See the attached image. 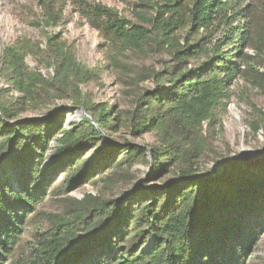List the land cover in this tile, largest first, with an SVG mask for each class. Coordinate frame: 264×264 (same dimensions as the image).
Returning a JSON list of instances; mask_svg holds the SVG:
<instances>
[{
  "label": "trees",
  "instance_id": "trees-1",
  "mask_svg": "<svg viewBox=\"0 0 264 264\" xmlns=\"http://www.w3.org/2000/svg\"><path fill=\"white\" fill-rule=\"evenodd\" d=\"M70 1L104 41L107 68L130 90L132 111L113 116L112 108L82 94L80 86L97 82L105 69L80 64L60 38L48 36L42 53L54 66L48 79L27 69L24 44L5 49L1 70L21 97L0 102V264H250L264 235V166L229 161L221 175H199L198 163L234 82L262 77L252 66L264 54V20L252 22L262 0H139L135 23L103 4ZM42 5L46 28L58 26L61 10L51 0ZM144 81L153 87H141ZM56 101H71L91 120L65 129L66 108L18 120L27 106ZM114 118L131 136H158L150 148L151 180L170 173L175 181L112 201L66 197L59 202L74 211L57 218L31 256L18 259L37 230L40 205L87 184L101 183L100 195H111L133 184L135 164L150 165L148 150L103 137ZM50 151L54 160L47 164Z\"/></svg>",
  "mask_w": 264,
  "mask_h": 264
},
{
  "label": "rangeland",
  "instance_id": "rangeland-1",
  "mask_svg": "<svg viewBox=\"0 0 264 264\" xmlns=\"http://www.w3.org/2000/svg\"><path fill=\"white\" fill-rule=\"evenodd\" d=\"M44 0H0V102L14 101L21 97V94L12 89L11 83L7 81L6 73H2L1 56L5 49L14 47L16 44H24L27 49L25 65L31 72H38L48 79L54 76V66L43 62L42 53L47 50V37L60 38L67 46L74 50L77 61L89 69L103 67L105 71L100 75L97 82H92L86 86H80L82 94L89 98L93 104H105L110 109L111 115L116 116L119 112L122 118L127 112L132 111V95L117 82L116 76L107 68L102 45L104 41L99 37L98 32L92 29L85 19H82L76 12L70 0H51L57 10H61V22L58 26L51 28L45 23ZM91 3H100L115 9L119 15L125 17L132 23L136 22L133 15L134 7L139 0H87ZM157 3L160 0H149ZM254 19L252 22L264 20V0L255 5ZM155 16V11H150ZM168 17V15H167ZM260 27L259 25H257ZM213 43L221 38V32H214ZM182 43V41H181ZM39 50H38V49ZM39 51V52H38ZM251 57H255L253 51L245 50ZM166 58V57H164ZM157 70L162 66L154 62ZM261 76L256 78H238L232 88L226 108L219 115V123L216 124L214 132L211 133V146L207 154L198 163V174L203 175L207 171L223 172L226 162L234 161L242 164L245 168L255 170L264 166V54L253 61L252 65ZM145 88H152L151 81H144L140 85ZM66 108L68 114L65 116L63 128L69 129L72 125L80 123L82 118L87 116L86 112L71 101H56L52 105H29L19 115L18 120H29L45 118L53 115L57 110ZM78 118L73 121L72 117ZM115 127L102 134L108 140L120 145L125 143L148 150L150 165L135 164L132 172L136 175V180L128 186L123 184L118 191L108 196H101V183L87 184L83 187L74 188L60 197H53L46 203L39 206V215L35 217L37 230L27 236L22 248L18 252V259L31 256V251L37 249L38 242L48 239V233L53 229V225L58 217L71 214L74 207L71 204H64L59 201L66 197H71L77 201H82L86 195H91L97 199L108 198L115 200L121 193L131 190L150 191L151 188L166 186L175 181L172 174L159 176L151 180L152 160L150 159L151 147L158 143V136L154 133H146L142 136H131L129 131L120 125L114 118ZM259 127L258 131H253L252 125ZM55 147V142H51ZM95 149L89 150L86 157L92 156ZM53 152L48 154L47 164L53 161ZM223 164V165H222ZM218 176V174L213 173ZM219 175V176H220ZM94 179L96 175L94 174ZM14 185V178L9 181ZM32 258H34L32 256ZM250 264H264V235L257 249L250 256ZM25 259V258H24Z\"/></svg>",
  "mask_w": 264,
  "mask_h": 264
},
{
  "label": "bare ground",
  "instance_id": "bare-ground-1",
  "mask_svg": "<svg viewBox=\"0 0 264 264\" xmlns=\"http://www.w3.org/2000/svg\"><path fill=\"white\" fill-rule=\"evenodd\" d=\"M78 117L77 116H73L72 120L75 121Z\"/></svg>",
  "mask_w": 264,
  "mask_h": 264
},
{
  "label": "water",
  "instance_id": "water-1",
  "mask_svg": "<svg viewBox=\"0 0 264 264\" xmlns=\"http://www.w3.org/2000/svg\"><path fill=\"white\" fill-rule=\"evenodd\" d=\"M86 118H88L87 116H85ZM89 120H91L90 118H88ZM150 159L152 160V158H151V154H150ZM223 165V164H222Z\"/></svg>",
  "mask_w": 264,
  "mask_h": 264
}]
</instances>
